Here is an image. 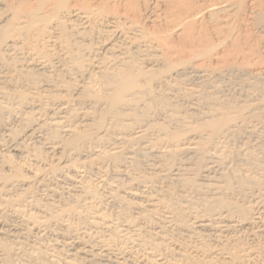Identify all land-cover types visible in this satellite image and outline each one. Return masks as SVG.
Returning a JSON list of instances; mask_svg holds the SVG:
<instances>
[{
  "label": "bare ground",
  "instance_id": "1",
  "mask_svg": "<svg viewBox=\"0 0 264 264\" xmlns=\"http://www.w3.org/2000/svg\"><path fill=\"white\" fill-rule=\"evenodd\" d=\"M1 209L51 264H264V0H0Z\"/></svg>",
  "mask_w": 264,
  "mask_h": 264
},
{
  "label": "rangeland",
  "instance_id": "2",
  "mask_svg": "<svg viewBox=\"0 0 264 264\" xmlns=\"http://www.w3.org/2000/svg\"><path fill=\"white\" fill-rule=\"evenodd\" d=\"M2 211H3V209H1ZM0 210V231H2V232H0V240L1 241H3L4 243H6V241L8 242V245H13V246H10V248H11V250L12 251H15V250H13L14 248L16 249V253H27V254H25V256L26 257H28L27 255H29V254H33L32 255V257H31V255H29V257H28V259H30V262H25L26 264H37L38 263V261H39V263L40 264H47V262H48V264H51V263H49V262H51V260H49V258L47 259L46 258V256L45 255H42L43 256V258H46L45 259V262H43L44 260L43 259H41L42 257H41V254L40 253H36V251L34 252L33 250H32V248L29 246L28 247V245L30 244V243H33V240H35L36 242H42L43 244H52L53 245V243L51 242V241H54V239H55V241L57 240H59V242L60 241H65L66 239V243H68L69 242V240H70V242L72 241V239H69V238H67L68 236H66L67 235V233H65L66 231L64 230V229H62L61 227H58V225H56V224H47V225H45V227H40V228H38V227H31V226H27L24 222H23V224H22V220H20L19 219V217L18 216H15V215H13L11 212L9 213V211H7V210H4L3 212ZM7 211V213H4V212H6ZM8 215V216H7ZM10 215H11V217H10ZM13 221L14 222H16V224L15 223H13ZM20 221V222H19ZM17 222H18V224H17ZM14 224V225H13ZM9 225H11V226H9ZM23 225V226H22ZM53 225V226H52ZM16 226H18V227H16ZM22 226V227H21ZM27 226V227H26ZM46 226H48L47 228H46ZM24 227V228H23ZM58 228V229H55V228ZM26 228V229H25ZM29 228V229H28ZM38 228V229H37ZM45 228V229H44ZM54 228V230L56 231V232H53V229ZM61 228V229H60ZM5 229V230H4ZM16 229V230H15ZM30 229H32V230H30ZM36 230L37 229V231L35 232L34 230ZM40 229V230H39ZM48 229V230H47ZM50 229H51V231H50ZM8 230H9V232H8ZM19 230V231H18ZM27 230V231H26ZM4 231V232H3ZM43 231V232H42ZM48 231V232H47ZM6 232V236H8V238L5 236V235H3L4 233ZM22 234H21V233ZM47 232V233H46ZM60 234H59V233ZM63 232H64V236L65 237H61V236H63V235H61V233L63 234ZM3 233V234H2ZM24 233V234H23ZM27 233H28V235H27ZM42 233H46L45 235L44 234H42ZM11 234H14V235H11ZM30 234V235H29ZM40 234H41V236H40ZM57 235L56 237L54 236V235ZM25 235H27V236H25ZM37 235V236H36ZM3 236L5 237L4 239L6 240H4L3 239ZM20 236H22V238L24 239V241L27 243V240H29V239H31V240H29L30 242H28L27 244L24 242V241H22V238H20ZM36 236V237H35ZM40 236V237H39ZM43 236V237H42ZM52 236V237H51ZM17 237H18V240H17ZM29 237V238H28ZM31 237H33V239L31 238ZM44 237H45V239L49 242L50 241V243H47V241L44 239ZM55 237V238H54ZM61 237V238H60ZM8 240H7V239ZM14 238L16 239L15 240V242H14ZM42 238V239H41ZM64 238V240H62ZM10 239H13V240H11V243H10ZM21 239V241H22V244H20L19 243V245H18V242H19V240ZM53 239V240H52ZM41 240H43V241H41ZM18 241V242H17ZM34 241V242H35ZM54 241V242H55ZM17 244V246L14 244ZM69 242V243H70ZM23 243H24V246L26 247V248H28V249H26V248H23L24 246H23ZM7 244V243H6ZM21 245V246H20ZM20 246V247H19ZM16 247H19L18 249L16 248ZM13 248V249H12ZM22 248V250H19V249H21ZM30 249V250H29ZM19 252H18V251ZM25 250V251H24ZM31 251V253H29ZM29 253V254H28ZM38 254V255H37ZM40 254V255H39ZM39 257H37V256ZM34 256V257H33ZM45 256V257H44ZM39 259V260H37V259ZM35 260H37V261H35ZM41 260H42V262H41ZM46 260H48L47 262H46ZM16 263L15 264H17V261H15ZM23 261H20L19 262V260H18V264H23L22 263ZM33 262H36V263H33ZM24 263V264H25Z\"/></svg>",
  "mask_w": 264,
  "mask_h": 264
}]
</instances>
